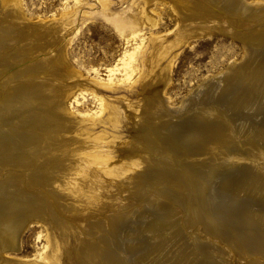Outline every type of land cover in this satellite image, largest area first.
<instances>
[{
  "label": "rangeland",
  "instance_id": "rangeland-1",
  "mask_svg": "<svg viewBox=\"0 0 264 264\" xmlns=\"http://www.w3.org/2000/svg\"><path fill=\"white\" fill-rule=\"evenodd\" d=\"M245 1L249 3H257L258 5L264 4V0ZM17 2L18 3H16V0H0V102H2L9 87H11V89H23V83L34 84L36 81L37 83H42L46 79L49 80H47L48 82L56 85V87L58 86L56 90L58 92L60 91L59 93L64 92L65 99L71 94H76V100L71 102L69 105L70 110L67 109L66 114L68 113L75 121L78 120V124L72 125L70 128H68L69 126L64 127V124H62L63 120L61 119L62 122H59L60 125L58 124V126L54 128L56 130H53V124L49 123L45 130L43 127L39 126L37 132L39 130L40 132H38V134L45 132L44 135L53 139V141L49 140L53 144L55 140L58 142L59 136L63 139L65 138V141L63 140V145L59 147L58 144L56 148L53 147L55 148L54 150L73 148V146L76 145L75 148L79 150V155L75 157L78 158L75 162L76 166L67 172V186L70 187L71 193L73 194V198L67 200L68 207H65V204L63 205L61 199L59 202L52 198L53 196L59 195L56 193V190L51 192V194L49 192L50 190L42 186L40 182L30 180L32 178L29 179L26 172L28 168L26 169L19 165L11 167L7 160H5L6 162L0 160V180L6 176L8 177L9 170L15 171L18 176L17 179L20 181L21 188L24 189L26 187L24 190H26L25 192H27V194L29 193L30 195L39 197V200H41L42 196H44L45 199H50L51 196L54 211L56 209L55 213L65 218V220L69 219L67 221H70L71 224L77 227L67 230L69 233L68 242H72V245H69L66 248L64 247L65 249L60 246L59 248L55 247L56 249L54 248V250L51 251L52 241L50 237H48V228L45 230L41 224L33 221L21 232L19 249L17 251H10L8 256H10L13 261H18L20 259L25 262H32L33 260L42 262L43 259L41 258L40 248L47 237L49 240L43 253L49 254L48 259L52 256L51 258H53V262L51 264H85L82 255L78 253L76 254L77 250L75 248L81 246L89 239L98 241L100 249L102 248L101 252L105 255L104 259L92 260V264H100V261H102V263L106 262L105 264H264V256L262 255L264 251L259 247H256L257 249H255V252L250 255H247L245 251L241 250L239 247L236 250L231 248L232 245L230 243L221 241L218 237L204 231L205 224L206 227L209 228L214 223L213 220L206 221L205 219V222L202 218L204 215L203 212H201L200 216L197 215V217L191 214L189 215L187 209L184 208V206H186L184 204L185 202H182L183 199H188V204H190L192 202L189 200L199 199L200 195L206 190L205 185L209 182L210 175L221 170L224 171V174L220 171V174L210 181L214 183L216 189L214 190L216 196L214 200H217L219 204L222 205L221 211L217 210L221 217L225 218L230 213H233V211L242 213V208L244 209V212H248L250 209L253 213L259 211L258 213L264 214V202H262L264 201V188L261 187L262 184L264 185V170L262 169V172H260L249 166L251 163L248 161L250 159H255H253L252 155V158L248 157L249 160L247 159V155L249 154L247 153L248 151L246 147H248V145L245 142H241V139H246L249 135L240 132L238 133L236 131H234L235 134L237 133L236 135L232 133L230 141L232 142L233 140H236L233 144L230 142L231 144L229 145L232 149L239 150V152L238 156L236 155L237 157H235L233 156L231 149L223 151L224 153L221 154L223 161L228 164L233 163L228 168L226 166L225 168H214L211 164L212 150L208 151V149H205L204 147H207L208 145L212 147L211 144L214 143V140H212L213 138L211 139V142L206 143V141L202 139V135L199 133L200 136H192L193 138L188 136L191 131L199 132L203 128L204 130L200 132H204L205 129H208L206 131H209V133L211 132L209 129V124H211V122L205 120V117L200 115L205 114V109L213 104L220 108H230L228 109L229 111H227H233V113L230 112L228 114L227 112L226 114L225 111L222 116H217L216 114L212 116V113L207 112L206 115L210 116V120L214 119L220 122V124H225L226 122L229 123L230 121L228 120H231L233 122L240 121L239 123L243 124L244 122H247L246 125L256 124L255 126L259 127L263 125L264 108H259L255 114H251L243 112L236 107H229L228 104L230 98L236 94L237 91L238 93L241 92L246 86L243 81L238 80L239 78L234 86L231 85L232 88L228 87L230 90L219 86L218 88L215 87L212 89L214 92H212L213 94L211 93V96L202 97L201 93L202 88L208 80H211L216 76L222 78L231 63H239L244 59L243 57L246 56L247 50L252 48L251 46L253 43H247L249 46L251 44V46L246 48L247 44L243 42L244 39L233 36L232 33L236 32L237 34H240V36H244L249 29H259L260 27H263L262 18L264 15V9L257 12L259 14L250 19H243L242 21L236 22L235 19L226 16L221 5L215 4L213 8L221 16L219 17L221 19L219 25L225 28V30L221 31L216 28V26L207 28L211 25H216L217 20L219 19L216 17L209 20L211 23L210 26L207 27H205L203 23H197L191 19H187L186 22L181 20L180 11H184V7L186 6L181 4L182 2H180V0H17ZM17 10H19V12ZM114 15L121 16L128 22L139 21V25L137 24L138 26L136 27V31L139 33V38L136 41L139 42V49L143 53L141 58H143L144 64H141L140 62L137 70H132L126 75L123 74V65H121L122 60L120 57L125 50L132 51L131 47L134 45L130 44L131 41L130 43H126V37L130 39V35L132 37V34L128 35V31H126V36H121L117 33L109 18ZM182 21L186 26L182 24ZM132 25L133 24H130L129 26L131 27ZM132 42L134 43L135 41L132 40ZM42 44L43 46H41ZM253 45L259 46L256 48L258 51L264 49V43ZM39 61H41L42 66L43 64L46 65L48 62H52L53 65H48L44 71H37L36 73L33 71L29 72L27 69L24 70V68L28 67L27 65L31 66V64ZM234 87L237 88L235 89ZM219 88L223 89L220 90ZM224 90L226 91L224 92ZM69 92L71 93L69 94ZM225 93L229 94L226 96ZM95 94L101 97V103H98L94 98ZM37 95L44 97V100L50 99L53 96L48 88L39 90ZM228 95H230V98ZM33 100L34 97L32 98V101ZM66 104L68 105L67 99L64 103L65 108ZM195 110H197V112ZM11 114L0 121L1 132L5 131L2 132L3 134H6L12 128L14 129L15 127L12 125L16 121H20L18 112H13ZM15 114H18V119ZM142 116L144 119L146 118L145 121L142 119ZM148 116L151 119H148ZM214 116H216V118ZM199 117H202V120L197 119ZM240 119L243 120V122ZM248 119L251 120L250 123ZM255 121L257 122L255 123ZM237 122L234 123L236 124ZM31 123L34 122H28V124ZM179 123L181 124L179 125ZM138 124L140 126H138ZM212 124L214 125V128H220V126H215L218 124L214 122H212ZM31 125L21 124L22 128L24 127L23 130H33L31 129ZM154 125L156 126V131L157 128L162 131L160 132V135L163 134L161 135L163 139L157 138L160 142L156 146L160 145L158 147L160 149L151 151L152 148L145 142V140L148 139V135L145 133L148 130H154ZM143 126L147 129L146 131ZM162 126L164 127L162 128ZM134 127L136 130H134ZM193 127H195V130H200L195 131ZM6 128L9 130L7 131ZM80 129L85 131V133H82ZM1 132L0 135L2 134ZM54 132H59V134ZM170 132H172V134H170ZM218 132H220L219 129ZM49 133H53V135H50ZM56 134L58 136H56ZM62 134H64V136ZM213 135L214 134H212V136ZM172 136L175 137V141H168V139L172 140ZM55 137L56 139H54ZM250 137H253V135H250ZM73 138L77 139L75 140ZM185 139L186 141L191 139V141L186 142ZM195 140L197 143L201 141L202 145L200 142L197 144ZM204 144H206V146H204ZM239 144H241L242 147ZM54 150L52 149V151ZM1 153L2 150L0 148V154ZM151 153H154L155 155H152ZM250 153L252 154L256 152L251 151ZM142 154H146L147 156L152 155L154 158H157L158 156L160 158H167L168 161H166L165 165L169 164V168H173L175 174H180L181 177L193 180L196 188L189 193L180 185H174L172 183L173 180L170 181L169 176L165 178L164 174H161L162 171H160L162 168L159 169L156 167L150 168V171L146 172V175L149 174V176H147L148 179L146 178L148 182L146 181L145 183L140 184L132 182L133 185L130 184L131 181L130 183L128 182L129 180H127V176L131 175L135 171L134 169L137 170L139 168V161L141 160ZM195 154L199 158H197ZM201 154L205 157L203 158L200 156ZM87 156L88 158H86ZM134 157H136V159ZM137 157H139V159ZM201 157L202 159H200ZM245 157L246 159H244ZM256 157L259 159L263 157V159H261L263 161L257 160L256 163L264 162V152ZM51 158L54 162L60 160L59 158L56 159V154L52 155ZM198 159L200 160L198 161ZM119 160L125 162L126 160H129V162L131 161L133 163L137 162L138 166L132 165L125 170V176L123 179L112 178L110 182H103L104 175L102 168L107 167L108 162L109 165H113V163ZM68 161L70 162V160ZM197 167H199L200 170ZM262 167H264V165ZM16 168H19V170ZM151 170L152 173H150ZM182 171L184 172L183 174ZM226 172L227 174H225ZM75 174L77 175L75 176ZM152 174L154 175L151 176ZM234 176L237 179H235ZM221 178L224 179V182L220 183ZM152 179H154L153 183L151 182ZM249 180L254 182L251 184L257 187V190L254 192L247 190V188H249L247 186V181ZM157 182H161V185ZM222 183L225 185H221ZM149 184L150 186H148ZM228 186H230V188ZM156 188L158 189L156 190ZM222 188H224V190ZM161 190L168 191L166 195L169 196H163ZM232 193L234 198L231 197ZM189 195H191L190 199ZM243 195L246 198L242 197ZM236 196L238 200H236ZM251 197L255 199H252ZM172 199H177L179 202H174ZM246 201L250 202L247 203ZM164 202H166L165 205ZM244 204L246 205L244 206ZM21 213L28 214L26 211ZM110 216H117L116 218L119 219H116L118 222L116 223L117 229L111 228L109 224ZM190 216H192L191 218L193 219H191ZM104 219L107 220V222L104 221ZM257 222L262 224L261 219L260 222L259 220ZM200 223L201 225H199ZM263 225L264 224H262V226ZM75 230H78V233L82 238L79 235L75 238L73 237ZM117 230L118 233L116 232ZM80 238L82 242H79ZM161 240L166 243L167 249H164L163 245H160V248L156 251L155 246L157 243L162 242ZM74 242L78 244L77 247H75L76 245ZM73 247L75 251L72 250ZM175 248H177V250H185L186 248L185 251L190 254V257L187 256L188 260H186V262H178V256L166 260H159L156 258L154 259V257L146 256L147 254L151 255L153 253L159 254L160 250L174 251ZM191 249H194V252ZM239 251L241 253H239ZM52 254L55 255L53 256ZM210 254L216 257L211 258ZM62 255L65 256L63 257ZM10 258L9 261L11 260ZM58 259L61 260V263ZM6 260L8 259L0 258V264H9ZM90 260L91 259H89L87 264H90Z\"/></svg>",
  "mask_w": 264,
  "mask_h": 264
},
{
  "label": "bare ground",
  "instance_id": "bare-ground-1",
  "mask_svg": "<svg viewBox=\"0 0 264 264\" xmlns=\"http://www.w3.org/2000/svg\"><path fill=\"white\" fill-rule=\"evenodd\" d=\"M180 2H182L181 4L185 5L186 7H184V11H180L181 12V16L180 19L185 21L187 19H191L192 21H196L197 23H203L205 27L210 26L209 20H211L212 18H219L221 17L219 15V13H217L215 11V9L213 8V6L215 4H219L223 7L224 12L226 13V16H230L232 19H235L236 22L237 21H242L243 19H250L253 16L258 15L260 12V10L264 9V4H257V3H249L246 2L245 0H180ZM16 3L17 0H16ZM180 4V5H181ZM20 5V2H19ZM175 7V6H174ZM186 8V9H185ZM19 9V7H18ZM14 10V9H13ZM183 10V9H182ZM186 10V11H185ZM19 12V10H17ZM179 12V11H178ZM15 13V12H14ZM185 13V14H184ZM223 17V15H222ZM110 20L112 21V24L115 28V30L117 31V33L121 36H126V31H128V35L132 34V37L130 35V39H128L126 37V43H131L134 46L131 47L132 51H124L123 54L121 55L120 59L122 60V64L123 67V71H124V75L129 74L132 70H137L139 68V63L141 62V64H144L143 62V58L142 55L143 53L140 51L139 49V42L136 41L139 38V33L136 31V27L139 25V21H132V22H128L127 20H125L123 17L121 16H110L109 17ZM263 27H260L259 29H249V31H247V33L244 36H240V34L232 33L233 36H237L239 38L244 39L243 42L247 43H253V44H262L264 43V15H263ZM190 20V22H191ZM182 21V22H183ZM14 22V21H13ZM221 19L219 18L217 20L216 25H211L210 27L207 28H212L214 26H216V28H218L219 30L223 31L225 30L224 27L220 26ZM21 23V22H20ZM29 23V22H28ZM47 24V23H46ZM130 24H133L131 27L129 26ZM138 24V25H137ZM181 24V23H179ZM184 24V22L182 23ZM181 24V25H182ZM261 24V23H260ZM185 25V24H184ZM189 25V24H188ZM191 25V24H190ZM196 25V24H195ZM9 26V25H8ZM22 26V25H21ZM32 26V25H31ZM36 26V25H34ZM33 26V27H34ZM38 26V25H37ZM186 26V25H185ZM13 27V26H12ZM49 27V26H48ZM199 27V26H198ZM5 28V27H4ZM21 28V27H20ZM45 28V27H44ZM192 28V27H191ZM206 28V29H207ZM1 29V28H0ZM19 29V28H18ZM186 29V28H185ZM184 29V30H185ZM6 30V29H5ZM52 30V29H51ZM181 30V29H180ZM188 30V29H187ZM12 31V30H10ZM25 31V30H24ZM23 31V32H24ZM190 31V30H189ZM196 31V29H195ZM202 31V30H201ZM4 32V31H3ZM2 32V33H3ZM54 32V31H53ZM36 33V32H35ZM52 33V32H51ZM185 33V32H184ZM194 33V32H193ZM7 34V33H6ZM27 34V33H26ZM48 34V33H47ZM196 34V33H195ZM17 35V34H16ZM25 35V34H24ZM36 35V34H35ZM40 35V34H39ZM23 36V35H20ZM26 36V35H25ZM24 36V37H25ZM50 36V35H48ZM26 40V39H25ZM132 40H134L135 42L133 43ZM1 41V40H0ZM22 41V40H21ZM50 42V41H49ZM25 43V42H24ZM27 43V42H26ZM46 43V42H45ZM20 44V43H19ZM245 44V45H246ZM252 44H250V46L252 47L251 49L247 50V54L246 56H244L243 60L239 63H231L227 69V71L225 72V74L223 75L222 78H220L219 76H216L215 78L208 80L204 87L202 88V97L204 96H211L214 92V90L212 91V89H214L215 87H219L222 86L224 89L231 87V85L234 86V84H236L238 80H241L244 82V84L246 85L244 89L241 90V92L234 94L231 98L230 95V102H229V107H236L237 109H240L243 112H247V113H253L255 114L256 111H258L259 108H264V49H262L261 51H258V49H256L259 46H254ZM34 45V44H33ZM20 46V45H19ZM43 46V44L41 45ZM248 44L246 46V48L250 47ZM254 46V47H253ZM40 47V46H39ZM47 47V46H45ZM263 47V46H262ZM48 48V47H47ZM24 49V48H23ZM42 49V48H41ZM60 49V48H59ZM32 50V48H31ZM38 50V49H37ZM14 51V50H13ZM17 51V50H16ZM4 52V51H3ZM25 52V51H24ZM34 52V51H33ZM6 53V52H5ZM9 54V53H8ZM29 54V53H28ZM2 55V54H1ZM4 55V54H3ZM10 55V54H9ZM7 56V54H6ZM2 57V56H1ZM50 58V57H49ZM59 59V58H58ZM21 60V59H20ZM50 61V60H49ZM62 61V60H61ZM21 62V61H20ZM235 62V61H234ZM50 65L52 66L53 63L52 62H48L46 65L43 64L41 61L39 62H35L34 64H31V66L27 65V69L29 72L33 71V72H41L44 71L46 69V67ZM141 66V65H140ZM5 68V67H4ZM23 68V67H22ZM1 72V71H0ZM25 72V71H24ZM27 72V71H26ZM5 73V72H4ZM16 73V72H15ZM18 73V72H17ZM28 73V72H27ZM52 73V72H51ZM54 73V72H53ZM2 74V73H1ZM29 74V73H28ZM33 74V73H32ZM42 74V73H41ZM164 74V73H163ZM13 75V73H12ZM17 75V74H16ZM39 75V74H38ZM65 75V74H64ZM4 76V75H3ZM2 76V77H3ZM7 76V75H6ZM13 77V76H12ZM22 77V76H21ZM6 78V77H5ZM26 78V77H25ZM30 78V77H29ZM13 79V78H12ZM32 79V78H31ZM111 79V78H110ZM14 80V79H13ZM42 80V79H41ZM48 79H46L44 82L42 83H23V89H11V87H9L8 91H6L7 93L4 95V98L2 99V102H0V121L3 120L4 118H6L8 115H10L13 112H18L19 113V120L20 121H16L12 126L15 127L14 129L12 128L11 130H9L8 128L6 134H3L2 131L1 132V128H0V132L2 133L0 135V148L2 150V153L0 154V160H7V162H9V166L11 165V167L13 166H22L25 167L27 169V174L29 176L30 180H35L40 182V184H42V186H44L45 188H47L48 190H50L49 192H53L54 190H56V193H58L59 195L53 196L52 198L56 199L57 201H63V205L65 204V207H68V201L73 198V194L71 193L70 187L67 186L68 182H66V177H67V172L70 169H73L76 164L75 162L77 161L78 158H75L76 156L79 155V150L77 148H75V146H73V148H64V150H54L58 144L59 147H61V145H63V139L62 137L59 136V140L58 142H54V144L51 142L53 141V139H50L51 137L44 135L45 132H41L42 134H38V132H40V130L37 132V130L39 129V126L43 127L44 130L47 128L49 123L53 124V130L55 127L58 126V124L60 125L59 122H62V124H64L65 126H69L68 128H70V126L78 124L79 121L78 120H74L73 117H71L68 113L66 114L67 109H69V105L71 104V102L73 100H76V94H71L68 96V98L66 97L67 101H68V105L66 104V108H65V94L64 92L59 93L56 88H58V86L56 87V85L50 83L47 81ZM35 81V80H34ZM43 81V80H42ZM51 81V80H50ZM23 82V81H22ZM81 82V81H80ZM79 82V83H80ZM19 84V83H17ZM78 84V82H77ZM10 85V84H9ZM76 85V84H75ZM74 85V87H75ZM240 85V84H237ZM236 85V86H237ZM11 86V85H10ZM14 86V85H13ZM17 86V85H16ZM19 86V85H18ZM242 86V85H241ZM38 87V89H37ZM240 87V86H239ZM15 88V87H14ZM43 88V89H42ZM44 88H48L49 92L53 95L50 99H43L44 97L42 96H38L37 93L39 90H44ZM216 88V89H217ZM223 88H219L220 90H222ZM232 88V87H231ZM235 88V87H234ZM237 88V87H236ZM235 88V89H236ZM6 89V88H5ZM230 90V88H228ZM241 89V88H240ZM1 90V89H0ZM226 90H224L225 92ZM230 92V91H228ZM71 92H69L70 94ZM212 93V94H211ZM67 94V93H66ZM215 94V93H214ZM229 94V93H227ZM227 94L225 93V95L227 96ZM221 95V94H220ZM51 96V95H50ZM215 96V95H214ZM34 97V100L32 101V98ZM213 97V96H212ZM221 97V96H218ZM2 98V97H1ZM94 98L98 101V103H101V97L97 96L96 94L94 95ZM192 98V97H190ZM210 98V97H209ZM201 99V98H199ZM216 99V98H215ZM223 99V98H222ZM198 100V98H197ZM217 100V99H216ZM1 101V100H0ZM205 101V100H203ZM202 101V102H203ZM223 101V100H222ZM229 101V100H228ZM151 102V101H150ZM192 102V101H191ZM227 102V101H226ZM153 103V102H152ZM189 103V102H188ZM146 104V103H145ZM194 104V103H193ZM227 104V103H225ZM148 105V104H147ZM30 106V107H29ZM150 106V105H149ZM151 107V106H150ZM146 108V106H145ZM235 108V109H236ZM144 109V108H142ZM194 109V108H193ZM228 109L230 108H220L218 106H216L215 104L208 106L205 109V114L200 115L202 117H205V120H208L211 122H214L218 125L215 126H220V128H214V125L209 124L210 125V133L209 131H206L208 129H205L204 132H200L203 131L204 128L202 130L200 129H194L195 127H193V129L195 131H199V132H192L188 134V136L192 137H196V135H202V139H204L207 142H211L212 140H214L211 145H208L207 147H204L205 149H208V151L212 150V157H211V161H212V165L214 168H218V167H224L225 166L228 168L230 167L233 163H225L222 159V155L227 149H231L233 152V156L237 157L238 156V152L232 149L231 146L229 144H233V142L236 140H233L232 142L230 141L231 139V135L232 133H234V131L236 132H240V133H245L246 135H249L248 138L246 139H241V142H245L248 147H246L247 149V153L249 155H247V159L252 158L255 160H247L249 163L250 167H253L255 169H257L258 171L262 172V169L264 170V167H262L264 165V162L262 163H256V161H263L261 159H263V157L261 159L257 158L256 156L259 155L260 153L264 152V123L262 126H255L253 124H247V122L244 124L243 123H239L237 121L236 124L231 121L229 123L226 122L225 124L218 122L214 119L210 120V116H207L206 113H212L213 115H223V113L226 111H229ZM70 110V109H69ZM199 110V109H198ZM228 110V111H227ZM143 111V110H141ZM140 111V112H141ZM197 112V110H195ZM204 111V109H203ZM235 111V110H234ZM144 112V111H143ZM202 112V111H201ZM231 112V111H230ZM228 112V114L230 113ZM236 112V111H235ZM71 113V112H70ZM148 113V112H147ZM204 113V112H202ZM233 113V111L231 112ZM239 113V112H238ZM14 115V114H11ZM16 115V114H15ZM18 115V114H17ZM16 115V117H17ZM149 115V114H148ZM196 115V114H194ZM246 115V114H245ZM73 116V115H72ZM231 116V115H230ZM233 116V114H232ZM248 116V115H247ZM12 117V116H10ZM17 117V119H18ZM149 117V116H148ZM147 117V118H148ZM154 117V116H152ZM196 117V116H195ZM201 117V118H202ZM216 118V116H214ZM246 117V116H243ZM64 118V119H63ZM200 117L197 119H201ZM209 118V119H208ZM223 118V117H222ZM225 118V117H224ZM62 119V120H61ZM142 119H144V117L142 116ZM146 119V118H145ZM144 119V121H145ZM148 119H151L150 117ZM147 119V120H148ZM157 119V118H156ZM159 119V118H158ZM221 119V117H220ZM228 119V118H227ZM226 119V120H227ZM239 119V118H237ZM244 119V118H243ZM254 119V118H253ZM256 119V118H255ZM258 119V118H257ZM264 119V118H263ZM146 120V121H147ZM192 120V119H191ZM202 120V119H201ZM223 120V119H222ZM241 120V119H240ZM249 120V119H248ZM252 120V118H251ZM249 120V123L250 121ZM262 120V119H261ZM260 120V122H261ZM29 121H33L34 123L28 124ZM156 121V120H155ZM178 121V120H177ZM180 121V120H179ZM183 121V120H181ZM221 121V120H220ZM243 122V120H241ZM259 121V120H258ZM141 122V121H140ZM154 122V121H153ZM158 122V121H157ZM185 122V120H184ZM206 122V121H205ZM204 122V123H205ZM218 122V123H217ZM257 121H255L256 123ZM8 123V122H7ZM152 123V122H151ZM160 123V122H159ZM182 123V122H181ZM179 123V125L181 124ZM197 123V122H196ZM202 123V122H201ZM239 123V124H238ZM6 124V123H5ZM21 124H26V125H31V129H27V130H23ZM147 124V122H146ZM164 124V123H163ZM176 124V123H175ZM186 124V123H185ZM184 124V125H185ZM203 124V123H202ZM238 124V125H237ZM258 124V123H257ZM145 125V124H144ZM158 125V124H157ZM162 125V124H159ZM208 125V124H207ZM261 125V124H260ZM10 126V124H9ZM24 126V125H23ZM63 126V125H62ZM135 126V125H134ZM138 126H140L138 124ZM150 126V125H149ZM152 126V124H151ZM183 126V125H182ZM201 126V125H200ZM40 127V128H41ZM51 127V126H50ZM61 127V126H60ZM155 125L153 126L154 130H148L145 129L146 133L148 135V139L145 140V142L152 148L151 151L153 150H158L160 148H158L159 146H156L160 140H157V138H162L163 137L160 135V130L157 131L155 129ZM158 127V126H157ZM164 126H162L163 128ZM171 127V126H170ZM191 127V126H190ZM204 127V126H202ZM222 127V128H221ZM3 128V127H2ZM59 128V127H58ZM67 128V127H66ZM137 128V126H136ZM139 128V127H138ZM161 128V127H159ZM161 128V129H162ZM181 128V127H180ZM62 129V128H61ZM74 129V128H73ZM166 129V128H165ZM172 129V128H170ZM192 129V130H193ZM218 129L220 132H218ZM69 130V129H68ZM81 130V129H80ZM134 130L135 127H134ZM168 130V129H167ZM181 130V129H180ZM243 132H241V131ZM60 131V129H59ZM62 131V130H61ZM64 131V130H63ZM70 131V130H69ZM214 133H213V132ZM222 131V132H221ZM66 132V130H65ZM80 132V131H79ZM82 133H85V131L81 130ZM136 132V131H135ZM139 132V131H138ZM168 132V131H167ZM190 132V131H189ZM227 132H231V133H227ZM54 133H58L59 132H54ZM61 133V132H60ZM64 133V132H63ZM199 133V134H198ZM50 134V133H49ZM71 134V133H70ZM77 134V133H76ZM170 134H172V132H170ZM185 134V133H184ZM183 134V135H184ZM212 134H214L212 136ZM235 134V133H234ZM237 134V133H236ZM235 134V135H236ZM50 135H53V133H51ZM64 136V134H62ZM61 135V136H62ZM68 135V134H65ZM85 135V134H84ZM83 135V136H84ZM135 135V134H134ZM199 135V136H200ZM250 135H253V137H250ZM2 136V137H1ZM56 136H58L56 134ZM75 136V135H74ZM182 136V135H181ZM180 136V137H181ZM185 136V135H184ZM187 136V135H186ZM205 136V137H204ZM69 137V136H68ZM82 137V136H81ZM168 137V136H167ZM183 137V136H182ZM237 137V136H236ZM53 138V137H52ZM58 138V137H57ZM67 138V137H66ZM80 138V137H79ZM78 138V139H79ZM137 138V137H136ZM146 138V137H145ZM193 138V137H192ZM200 138V137H199ZM213 138V139H212ZM239 138V137H238ZM56 139V137L54 138ZM72 139V137H71ZM73 139H77V138H73ZM212 139V140H211ZM51 140V141H49ZM74 140V141H75ZM166 140V139H165ZM164 140V141H165ZM196 140H200V139H196ZM195 140V142H196ZM239 140V139H238ZM65 141V140H64ZM67 141V140H66ZM168 141H175V137L172 136V140L168 139ZM186 141V139H185ZM188 142L191 141L187 140ZM186 141V142H187ZM184 142V140H183ZM182 142V143H183ZM201 143V141H199ZM198 142V143H199ZM231 142V143H230ZM144 143V142H143ZM165 143V142H164ZM191 143V142H190ZM197 143V142H196ZM197 143V144H198ZM74 144V143H72ZM142 144V143H141ZM169 144V143H168ZM210 144V143H208ZM235 144V143H234ZM65 145V144H64ZM67 145V143H66ZM127 145V144H126ZM140 145V144H139ZM193 145V144H192ZM202 145V143H201ZM241 146V144H239ZM238 145V146H239ZM68 146V145H67ZM196 146V145H195ZM200 146V145H199ZM204 146H206V144H204ZM230 146V147H229ZM55 147V148H53ZM140 147V146H139ZM146 147V145H145ZM172 147V146H171ZM175 147V146H174ZM198 147V145H197ZM242 147V146H241ZM130 148V147H129ZM167 148V147H166ZM200 148V147H199ZM235 148V147H234ZM52 149L54 151H52ZM188 149V148H187ZM201 149V148H200ZM203 149V148H202ZM204 149V150H205ZM241 149V148H239ZM148 150V149H147ZM194 150V149H193ZM199 150V149H198ZM202 150V151H204ZM245 150V149H244ZM161 151V150H160ZM255 151L256 153H250V152ZM150 152V150H149ZM194 152V151H193ZM201 152V151H200ZM166 153V152H164ZM205 153V152H204ZM244 153V152H243ZM56 154V159H60L58 162H54V160L51 158L52 155ZM152 155L154 153H151ZM149 154V155H151ZM199 154V153H198ZM203 154V153H202ZM200 155L203 157V155ZM240 154V153H239ZM151 156H147L146 154L141 156V160L139 161L140 166H139V170L134 169L135 171L127 176L129 180L128 182L132 184V182H134L135 184H140V183H145L146 181L148 182V178L146 175L147 171H150V168H162L160 171H162L161 174H164L165 178H167V176H169L170 181L173 180V184L175 185H180L182 188L186 189L189 193L190 191H192L193 189L196 188L195 183L193 182V180H188L185 177H181L180 174H175V170L172 168H169V164H166V161H168L167 158L165 157H157L154 158ZM155 155V154H154ZM237 155V156H236ZM252 155V157H251ZM262 155V154H261ZM138 156V155H137ZM196 156V154H195ZM194 156V157H195ZM246 156V155H244ZM197 157V156H196ZM202 157L200 159H202ZM205 157V156H204ZM203 157V158H204ZM243 157V156H242ZM88 158V156L86 157ZM136 159V157H134ZM139 159V157H137ZM199 158V157H197ZM123 159V158H122ZM133 159V158H132ZM198 159V161L200 160ZM246 159V157L244 158ZM70 160V162L68 161ZM116 160V159H115ZM196 160V159H195ZM3 161V162H4ZM68 161V162H67ZM128 161V162H127ZM183 161V160H182ZM188 161V160H186ZM206 161V160H205ZM2 162V161H1ZM6 162V161H5ZM180 162V161H179ZM184 162V161H183ZM182 162V163H183ZM191 162V160H190ZM195 162V161H194ZM197 162V161H196ZM181 163V162H180ZM202 163V162H201ZM208 163V162H207ZM243 163V162H242ZM75 164V165H74ZM197 164V163H196ZM1 165V164H0ZM7 165V163H6ZM132 165L134 166H138V163L135 162H129V160L122 161L119 160L115 163H113V165H109V162L107 164V167H103L102 171H103V175H104V180L103 182H110L112 180V178H116V179H123L124 172L125 170H127L128 168H130ZM162 167H161V166ZM192 165V164H191ZM201 165V164H200ZM199 165V167H200ZM207 165V164H206ZM211 165V166H212ZM244 165V163H243ZM7 166V167H9ZM158 166V167H157ZM195 166V165H194ZM193 166V168H194ZM239 166V165H238ZM4 167V166H3ZM199 167H197L199 169ZM205 167V165H204ZM240 167V166H239ZM244 167V166H242ZM24 168V169H25ZM203 168V167H202ZM238 168V167H237ZM9 169V168H8ZM19 170V168H16ZM25 169V170H26ZM176 169V168H175ZM232 169V168H231ZM244 169V168H243ZM242 169V170H243ZM246 169V168H245ZM15 170V169H14ZM77 170V169H75ZM157 170V169H156ZM200 170V169H199ZM209 170V169H208ZM248 170V169H246ZM8 173V177L6 176L5 178H3L2 180H0V258H4V259H8L6 260L9 264H51L53 262V258H49L48 259V255L47 253H43V250H45L44 248L47 246L48 244V238H45L44 243L42 244L41 248H40V253H41V258L43 259V261H22V260H18V261H13L10 256H8V254L10 253V251H17L19 249V241H20V235L22 234L21 232L23 231V229L31 222L36 221L39 224H41V226L46 230L49 231V235L48 237H50L51 241H52V245H51V251L54 250L55 247H68L69 245H72V242H68V238H69V233H68V229L70 228H76L77 226L73 225L70 223V221L65 220V218L57 215L53 209V203H52V198L50 196V199H45L44 196L41 197V200H39V197L33 196V195H29L27 194V192H25L26 187L24 189L21 188V184L20 181L16 174L15 171H11ZM21 171V170H20ZM132 171V170H131ZM155 171V170H154ZM207 171V170H206ZM213 171V170H212ZM219 171V170H218ZM221 171V170H220ZM219 171V172H220ZM233 171V170H232ZM249 171V170H248ZM7 172V171H6ZM75 172V171H74ZM203 172V171H202ZM219 172H214L215 174L210 175L209 178V182L205 185L206 190H204V193H202L200 195L199 199H192L189 200L192 203L188 204V199H183L182 202L184 201L185 205L184 208L187 209V213L193 216L197 215H201V212L204 213L203 215V219L205 221H214V223L212 224V226H210L209 228L206 227L205 224V229L204 231L206 233H211L213 236L218 237L221 241H226L228 243H230L232 245L231 248L233 249H237L238 247L241 250H244L245 253L247 255H250L252 253L255 252V249H257L256 247H259L262 251H264V225L262 226L264 219V214L263 213H258L259 211H257V213H253L250 209V211L248 210V212H244V209L242 208L243 212H234L230 213L229 215H227V217H221V215L219 214V211H221V204H219V202L217 200H214V198H216L215 194H214V190L215 189V185L213 182H210L212 179H215L217 177L218 174H220ZM224 174V171H221ZM241 172V171H240ZM19 173V172H18ZM22 173V172H21ZM128 173V172H127ZM152 173V170L151 172ZM180 173V172H179ZM184 172L182 171V174ZM190 173V172H188ZM205 173V172H204ZM203 173V174H204ZM211 173V172H210ZM23 174V173H22ZM129 174V173H128ZM227 174V172L225 173ZM77 174H75L76 176ZM154 174H152L151 176H153ZM195 175V174H192ZM222 175V174H221ZM150 176V177H151ZM186 176V175H185ZM237 176V175H236ZM23 177V176H22ZM21 177V178H22ZM149 177V178H150ZM161 177V176H160ZM232 177V176H231ZM235 177V176H234ZM240 177V175H239ZM249 177V176H248ZM24 178V177H23ZM126 178V177H125ZM124 178V179H125ZM147 178V179H146ZM79 179V178H78ZM81 179V178H80ZM218 179V178H217ZM230 179V178H228ZM234 179V178H233ZM235 179H237L235 177ZM77 180V179H76ZM133 180V181H132ZM152 179V183H153ZM205 180V179H204ZM232 180V179H231ZM26 181V180H25ZM195 181V179H194ZM197 181V180H196ZM199 181V180H198ZM227 181V180H226ZM233 181V180H232ZM231 181V183H232ZM27 182V181H26ZM201 182V181H200ZM224 182V179L221 178L220 183ZM243 182V181H242ZM156 183V181H155ZM158 184H160L161 182H157ZM171 183V184H172ZM230 183V182H229ZM239 183V182H237ZM244 183V182H243ZM251 180L247 181V186L249 188H247V190H249L250 192H254L255 190H257V187H255L254 185H252ZM23 184V183H22ZM134 184V185H135ZM163 184V183H162ZM224 183H222L221 185H223ZM228 184V182H227ZM226 184V185H227ZM39 185V184H38ZM133 185V184H132ZM161 185V184H160ZM220 185V186H221ZM225 185V184H224ZM231 185V184H230ZM238 185V184H237ZM256 185V184H255ZM41 186V187H42ZM144 186V184H143ZM150 186V184L148 185ZM163 186V185H162ZM217 186V185H216ZM158 187V186H157ZM164 187V186H163ZM227 187V186H225ZM230 188V186H228ZM236 187V186H235ZM238 187V186H237ZM242 187V186H241ZM262 188H264V185L262 184L261 186ZM144 188V187H143ZM142 188V189H143ZM161 188V187H159ZM170 188V187H169ZM145 189V188H144ZM158 188H156L157 190ZM164 190H166L165 188H163ZM205 189V188H204ZM220 189V188H219ZM224 190V188H222ZM242 189V188H241ZM240 189V190H241ZM37 190V189H36ZM45 190V189H44ZM59 192H58V191ZM163 190V191H164ZM229 190V189H228ZM232 190V189H230ZM244 190V187H243ZM43 191V190H42ZM47 191V190H46ZM107 191V190H106ZM162 191V190H161ZM162 191V195H166L167 192ZM237 191V190H236ZM235 191V192H236ZM31 192V191H30ZM48 192V191H47ZM46 192V194H47ZM111 192V191H110ZM223 192V191H222ZM41 193V192H40ZM49 193V194H50ZM109 193V191H108ZM157 193V192H156ZM160 193V192H159ZM221 193V192H220ZM228 193V192H227ZM238 193V192H237ZM247 193V191H246ZM33 194V193H32ZM52 194V193H51ZM141 194V193H140ZM224 194V193H223ZM248 194V193H247ZM45 195V194H44ZM108 195V194H107ZM159 195V194H158ZM237 195V194H235ZM239 195V194H238ZM253 195V194H252ZM255 195V194H254ZM259 195V194H258ZM169 196V195H166ZM172 196V195H171ZM187 196V195H186ZM189 195V199H190ZM198 196V195H196ZM261 196V195H260ZM259 196V197H260ZM49 197V196H48ZM185 197V196H184ZM231 197L234 198L233 193L231 195ZM244 197V195L242 196ZM255 197V196H254ZM47 198V197H46ZM110 198V197H109ZM188 198V197H187ZM196 198V197H195ZM237 198V196H236ZM246 198V197H244ZM252 198V197H251ZM61 199V200H60ZM168 199V198H167ZM171 199V198H170ZM213 199V200H212ZM243 199V198H242ZM255 199V198H252ZM261 199V198H260ZM51 200V201H50ZM174 202H179L177 199H172ZM171 200V201H172ZM186 200V201H185ZM238 200V198L236 199ZM258 200V199H257ZM256 200V201H257ZM160 201V200H159ZM162 201V199H161ZM160 201V202H161ZM169 201V200H168ZM217 201V202H216ZM248 201V200H247ZM246 201V202H247ZM148 202V201H147ZM159 202V203H160ZM181 202V203H182ZM245 202V201H244ZM250 202V201H249ZM247 202V203H249ZM252 202V201H251ZM259 202V201H258ZM257 202V203H258ZM264 202V201H262ZM56 203V202H55ZM163 203V202H162ZM166 202H164L165 205ZM243 204V203H242ZM254 204V203H253ZM264 204V203H263ZM163 205V204H162ZM246 204H244L245 206ZM249 205V204H248ZM262 205V204H261ZM60 206V205H58ZM242 206V205H241ZM250 206V205H249ZM231 207V206H230ZM240 207V206H239ZM238 207V208H239ZM248 207V206H247ZM262 207V206H261ZM63 208V207H62ZM234 208V206H233ZM146 209V208H145ZM230 209V208H229ZM247 209V208H246ZM252 209V208H251ZM231 210V209H230ZM234 210V209H233ZM256 210V209H255ZM27 212L28 214L26 215L25 213L22 214L21 212ZM186 211V210H185ZM229 211V210H228ZM227 211V214H228ZM254 211V209H253ZM149 212V211H148ZM180 212V211H179ZM261 212V211H260ZM263 212V211H262ZM85 214V213H84ZM92 214V213H91ZM135 214V213H134ZM257 214V215H256ZM66 215V214H65ZM64 215V216H65ZM105 215V214H103ZM32 216V217H29ZM118 216V215H117ZM116 216V217H117ZM121 216V215H120ZM187 216V215H186ZM229 216V217H228ZM74 217V216H73ZM93 217V216H92ZM100 217V216H99ZM102 217V216H101ZM106 217V216H105ZM116 217L110 216L109 217V224L111 226L112 229H117L116 227V223H118L116 221ZM192 216H190L191 218ZM70 218V217H69ZM125 218V217H124ZM153 218V217H152ZM186 218V217H185ZM195 218V217H194ZM200 218V217H199ZM107 219V218H106ZM155 219V218H154ZM193 219V218H191ZM257 219V220H256ZM260 219L262 221L261 223H258L257 221ZM119 220V219H118ZM177 220V219H176ZM201 220V219H199ZM72 221V220H71ZM97 221V220H96ZM104 221L107 222V220L104 219ZM196 221V220H194ZM202 221V220H201ZM205 221V222H206ZM120 222V221H119ZM155 222V221H154ZM211 223V222H210ZM100 224V223H99ZM102 224V223H101ZM106 224V223H104ZM120 224V223H119ZM157 224V223H156ZM165 224V223H164ZM167 224V223H166ZM172 224V223H170ZM208 224V223H207ZM201 225V223L199 224ZM211 225V224H210ZM96 226V225H95ZM159 226V225H158ZM194 226V225H193ZM100 227V226H99ZM198 227V226H197ZM202 227V226H200ZM204 227V225H203ZM127 228V227H126ZM165 228V227H164ZM173 229V228H172ZM187 229V228H186ZM185 229V230H186ZM98 230V229H97ZM122 230V229H121ZM163 230V229H162ZM200 230V229H199ZM85 231V230H84ZM177 231V230H176ZM203 231V232H204ZM87 232V231H86ZM105 232V231H104ZM118 233V230L116 231ZM171 232V231H170ZM47 233V234H48ZM103 233V232H102ZM101 233V234H102ZM109 233V232H108ZM126 233V232H125ZM158 233V232H157ZM127 234V233H126ZM190 234V233H189ZM77 235H79L78 230L73 233V237H77ZM132 235V234H131ZM44 236V235H43ZM80 236V235H79ZM78 236V237H79ZM208 237H210L209 235H207ZM81 237V236H80ZM192 237V236H191ZM82 238V237H81ZM80 238L79 242H82ZM132 238V237H131ZM200 238V237H199ZM214 238V237H213ZM171 239V238H170ZM192 239V238H191ZM201 239V238H200ZM75 240V239H74ZM159 240V239H158ZM219 240V241H220ZM50 241V244H51ZM78 241V240H77ZM123 241V240H122ZM142 241V240H141ZM149 241V240H148ZM162 242H159L156 244V251L158 248H160L159 246L163 245L164 249H167V245L166 243H164L163 240H161ZM174 241V240H172ZM218 241V240H217ZM220 241V242H221ZM84 242V241H83ZM124 242V241H123ZM157 242V240H156ZM175 242V241H174ZM210 242V241H209ZM75 243V242H74ZM73 243V244H74ZM148 243V242H147ZM212 243V242H211ZM225 243V242H224ZM82 244V243H81ZM98 241L96 240H86L81 246L77 247L78 244L75 243V248L77 250L76 254H80L82 255L85 264H87V262L90 260V264L92 260L95 259H104L105 255L104 253L101 252V249L98 245ZM189 244V243H188ZM214 244V241H213ZM216 244V243H215ZM228 244V245H230ZM21 245V244H20ZM80 245V244H79ZM129 245V244H128ZM133 245V244H132ZM183 245V243H182ZM227 245V244H226ZM110 246V245H109ZM113 246V245H112ZM181 246V245H180ZM184 246V245H183ZM182 246V247H183ZM135 247V246H134ZM172 247V246H171ZM192 247V246H191ZM194 247V246H193ZM64 248V249H65ZM210 248V247H209ZM50 249V248H49ZM56 249V248H55ZM114 249V248H113ZM163 249V250H164ZM179 249V247H178ZM61 250V249H60ZM73 251L74 247L72 248ZM109 250V249H107ZM133 250V249H132ZM144 250V249H143ZM171 250V249H170ZM186 250V248H185ZM185 250H177V248L174 249V251H161L158 253H153L151 255H146L148 257H154V259H159V260H166L168 258H174L175 256H178L177 258H179L178 262H186V260H188V257H190V254L187 253V251ZM188 250V249H187ZM192 250V249H191ZM67 251V250H66ZM120 251V250H119ZM126 251V250H125ZM136 251V250H135ZM150 251V250H149ZM194 252V249L192 250ZM200 251V250H198ZM230 251V250H229ZM70 252V251H69ZM132 252V251H131ZM196 252V251H195ZM128 253V252H127ZM200 253V252H199ZM231 253V252H230ZM238 253V252H237ZM239 253H241L239 251ZM259 253V252H258ZM62 254V253H61ZM69 254V253H68ZM109 254V253H108ZM107 254V255H108ZM215 254V253H213ZM234 254V253H233ZM53 256L55 254H52ZM121 255V254H120ZM123 255V254H122ZM194 255V254H192ZM264 256V252L262 254ZM63 256V255H62ZM65 256V255H64ZM63 256V257H64ZM125 256V255H124ZM135 256V255H134ZM145 256V255H144ZM231 256L233 257L232 253ZM235 256V255H234ZM239 256V255H238ZM245 256V254H244ZM70 257V255H69ZM143 257V256H142ZM195 257V256H194ZM210 257H216V256H212L210 254ZM9 258L11 259L9 261ZM34 258V257H33ZM110 258V257H108ZM121 258V257H120ZM202 258V257H201ZM243 258V257H242ZM37 259V258H36ZM66 259V258H65ZM81 259V258H80ZM86 259V260H85ZM122 259V258H121ZM146 259V258H145ZM148 259V258H147ZM190 259V258H189ZM259 259V258H258ZM24 260V259H23ZM29 260V259H28ZM40 260V258H39ZM61 263V260L58 259ZM68 260V259H66ZM70 260V258H69ZM78 260V259H77ZM97 260V261H98ZM138 260V259H137ZM141 260V259H140ZM170 260V259H169ZM194 260V259H193ZM212 260V259H211ZM232 260V258H231ZM245 260V259H244ZM248 260V259H247ZM4 261V260H3ZM110 261V260H109ZM108 261V262H109ZM122 261V260H121ZM128 261V260H126ZM192 261V260H191ZM250 261V260H249ZM246 261V262H249ZM67 262V261H66ZM93 262V261H92ZM112 262V261H111ZM140 262V261H139ZM145 262V261H144ZM151 262V261H150ZM196 262V261H195ZM244 262V261H243ZM68 263V262H67ZM76 263V262H75ZM95 263V261H94ZM106 262L102 263V261H100V264H105ZM262 263V262H261ZM264 263V262H263ZM64 264V263H63ZM78 264V263H76ZM99 264V263H97ZM124 264V263H123ZM132 264V263H131ZM149 264V263H148ZM187 264V263H186ZM210 264V263H209ZM252 264V263H251ZM254 264V263H253Z\"/></svg>",
  "mask_w": 264,
  "mask_h": 264
}]
</instances>
